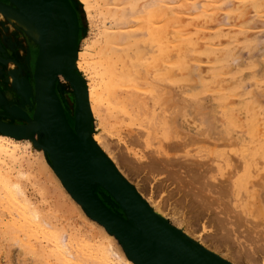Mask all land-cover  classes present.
Returning <instances> with one entry per match:
<instances>
[{
	"label": "rangeland",
	"instance_id": "rangeland-1",
	"mask_svg": "<svg viewBox=\"0 0 264 264\" xmlns=\"http://www.w3.org/2000/svg\"><path fill=\"white\" fill-rule=\"evenodd\" d=\"M71 1L76 4L79 15V25L81 27L79 31L78 49L75 52L77 56L79 55V51H82L84 57L88 59L89 62L91 60V62L94 63L101 55L108 57L112 56V58H114L119 54V56H116L113 60H115V62L118 61L119 64L121 63L119 66L120 70L125 71L126 69L125 72H129V74H132L134 71L132 74L134 76L138 75L142 77L146 75L145 77H147V79L145 78V80L155 82L152 84L157 88H159L157 85L158 80H155V77L162 73H171L173 76V78H170L172 80V82L170 81V86L171 89L173 88L171 92H173L176 105L178 104L179 106V113L177 112V116H175L176 119L174 120L175 132L172 137L173 139H171V141L162 142H158V139H153L150 140L149 145L145 142L144 138L139 139L140 143L138 142L139 140L135 138V141H127L129 145L128 150L124 144H117L114 141L113 150L115 152L113 151V154L115 153L114 156L116 155L115 158L118 161L120 169L126 174L128 179L140 189L144 197L152 198L154 202L160 201L161 205L163 204L162 210L171 224L183 230L185 229V232L196 238L198 242H200V245L203 244V246H201L206 250L210 252L214 250L220 258H225L226 260H223L230 264H264V153L261 154L264 151V147L262 148V146H264V139L261 140V138L264 137V0H236L238 3L235 5L236 7L233 6L234 11L228 13L229 15L226 14L227 9L225 8L227 0H216V4H218L216 6H219L220 3L221 5L217 8L215 7V11L217 10L216 13L218 14H216L217 16L212 12V15L216 16L215 18L211 16L210 12L208 14L204 11L205 7L202 8L207 5L205 4L207 0H191V4H193L194 8L197 6L202 8L204 11L202 13L201 9H194L197 10L196 12L192 9L189 11L184 8L183 4L185 0H171L173 3H168L169 0H166V5L163 3L164 6H162L166 7L164 8V13L176 18L179 22L181 31H183L181 32L182 34H178L177 31H170L168 36L172 43L170 46L166 44L160 45V42L158 43L157 39L152 37L147 28L143 32L144 27L142 28V23L138 21L141 18L140 14H146V12L148 13V11L152 9L149 7L154 0H113V2L112 0H107L112 3L111 6V3H109V6H105L102 2L103 0H99L97 4H95L97 6L94 5L95 8L92 11L93 15L91 14V17L95 18H91L92 20L86 17V12L80 0ZM115 2H119L118 6H115L117 5ZM209 3L210 2H208V4ZM102 6L108 9H106V13L105 7L102 8ZM97 7H99V11ZM257 7H260L259 11ZM145 8H147V10L143 12ZM135 10L136 13L134 12ZM138 10L139 12H137ZM124 11L127 13L129 11L128 14L130 15ZM116 12H119L117 13L119 15L118 19L122 18L124 16L123 14H127L121 20H118L120 22L123 21L120 23L122 27L124 26L122 29L123 32L121 31L122 27L120 25L118 26V30L122 33L125 32L121 36L122 39L124 38V40H127L121 43V39L119 43L117 42L119 45H115L114 42L118 39L117 35L114 42H112V46L110 44L111 42H107L105 46L96 44L95 39H97V37L101 39L100 36H103L98 35L101 30V23L103 24L105 22L107 26H112V23H115L114 21L116 18L114 19V16L117 15ZM199 13H206L208 18H204V21L201 18L206 15L203 14L200 16ZM120 14L123 16L120 17ZM126 17H128V19H125ZM105 19H107V21ZM124 22L126 24H124ZM184 35L188 38L186 42L179 38L184 37ZM128 36H130L131 39L128 38ZM15 37L16 35L12 31L9 29L4 30L0 24V120L2 121L12 120L13 114L15 113V106L23 107L30 115L34 113L35 108L33 75L38 50H29V53H26V55L22 47L17 44ZM189 39L193 41L188 43ZM179 40H182L185 44H183L182 47L179 46L180 48L178 47V49L176 47L180 43ZM90 46L91 48H89ZM115 47L117 48L115 49ZM209 47H211V50ZM99 49L101 51H98ZM185 49H191L192 55L191 52L188 51L190 54L187 53V57L185 55ZM106 51L110 55L105 53ZM112 52H114L115 55L114 53L112 54ZM182 53H184V55ZM12 57H15L19 63L13 65L11 62L16 61L10 59ZM17 69L19 72H17ZM163 69L165 70L162 71ZM77 70L79 74L87 80L88 74L86 75L84 71H80L78 68ZM56 90L68 118L74 125L75 120L71 109V100L69 99L72 95L70 84L66 80L58 79ZM189 99L191 102L188 101ZM247 111L252 112L247 113ZM138 116L139 115L135 113L134 116L132 115V118H136L135 123L137 124L140 123L141 120L139 118L140 116ZM143 116H141L142 119ZM133 120L135 119L131 121L126 120V123L128 121L127 124L123 122L125 124L122 126L123 129L121 128L123 132L127 129L129 130V126H137V124L134 125ZM252 122L253 124H251ZM97 123L98 121L95 120L94 126H99V123ZM128 124L130 125L128 126ZM124 126H126V130ZM251 126H253L252 129ZM255 127H260L259 130L257 129L258 133ZM132 128L137 129L138 127ZM1 133L2 132H0V134ZM257 134L258 136H256ZM247 135L250 136L251 141L248 140L249 138ZM241 137L243 138V142ZM14 138L18 139L17 137ZM21 139L22 141H27L26 139L28 138ZM113 139L116 138L114 137ZM256 141H258L259 147ZM245 142L246 144H243ZM30 143V145L26 146L25 152L27 155L24 154V157L30 160L32 167L30 168V172L33 173H31L32 176L29 177V181L31 182L28 181V183L26 180L28 175L24 177L25 179L23 178L27 183L24 184L25 188L27 187L28 189H25V193L28 194L29 191H34L36 187L38 188V193H40L38 196V193L36 194V189L34 191L35 193L30 192V198L32 199L31 203L33 204L32 207L36 206L35 208H39L38 203H40L41 207L39 209L42 210L43 215L45 214V220L48 223L51 221L50 224L54 226L60 234H65L64 236L67 235V238H71L74 242H80L81 239L86 237L88 240L91 239L89 241L93 247L99 248V243L102 240L105 241V239H101L96 233L94 236L93 231L95 230L92 229L95 228L91 226L88 220L83 221V215L81 216V213L78 211L73 212L74 210L71 212L66 208L65 204H72L70 203L72 202L71 199L75 198H73L70 192L67 191L68 189L66 190L65 188L66 194L69 195V197L65 196L63 199L59 195V185L52 175L53 172L55 173V170H53L54 168H52L50 162H48V164L52 168V173L44 168V171H42V167L39 168L40 163L37 161L42 160L40 159L41 154H39L36 145L34 146V142L32 143V141H30ZM236 144H238V147ZM193 145L197 152L198 150L205 151L209 159L211 156H214L215 158L213 157V161L210 159V162L207 161L209 164H205L202 167L196 166L195 163H193L192 156L194 155H190L196 152L195 149H192ZM129 148L131 152H129ZM253 148L255 151L252 150ZM189 149H191V151ZM246 149H250L253 154L247 155L245 163L241 158L240 152ZM155 150H161L164 155L162 153V155L157 154ZM234 150H236L235 153H233ZM137 151L139 155L141 154V159H137L139 155L134 156V152ZM210 151L212 154L209 153ZM187 152L189 153L187 154ZM229 153L234 157H229ZM179 154H183L184 157ZM209 154H211V156H209ZM257 154L259 157H257ZM220 156H223L224 159L227 157L232 158L233 161L231 160V164L237 161L233 164H237L238 167L241 165V169H238L239 175H243L249 168L251 172L249 178L253 179L252 182L247 178V181L240 187L239 191H237V193L233 192L230 182L226 180L227 177H223L226 175V170L229 169L228 172H231L233 164L232 166L224 163V165L221 164L224 162V159ZM222 159L223 161H220ZM258 160L261 161L258 162ZM238 161L241 163L239 162V164ZM217 164H220V166L218 167ZM26 166L28 167V165L25 164L23 170L26 169ZM255 167L256 171H254ZM47 173L50 175L47 176ZM24 175H26V172ZM220 177L223 178L221 179ZM32 182L34 185H32ZM32 186L34 188L33 190L31 188ZM41 188L43 193L42 190L39 191ZM95 191L99 193L101 198H103L101 194L102 191L106 192V190L99 185L95 186ZM4 195L5 194H0V197L2 196L0 201L1 199H3L4 202L6 201ZM41 196L42 198L39 199ZM36 200H38V202ZM104 200L107 205L110 204L109 200ZM112 200L115 202L113 198ZM3 201L0 202V264H57L55 258H45L40 249H33L26 244L28 240L27 236L22 231H17L16 227L18 225H11L13 224V218L8 213ZM74 201L76 202V199ZM47 203H50L52 207ZM79 205L81 204L79 203ZM57 206L59 209H62V211L58 210ZM45 208L47 209L45 210ZM55 209L57 211H55ZM83 212L87 218L90 219L91 216L84 208ZM58 213H61V216L63 214L65 215L61 217ZM178 215L183 218L180 222ZM61 219L62 221H60ZM58 221L62 224L64 223L65 228L61 223H58ZM87 223L90 228H88V225L86 227L85 224ZM204 226L207 227L204 229ZM89 230L92 235H90ZM224 231L226 233L228 232V234H225ZM181 232L184 233V231ZM79 236L81 237L80 239ZM76 248L81 249L83 245L77 244ZM30 253H34V255ZM37 257L39 259H37Z\"/></svg>",
	"mask_w": 264,
	"mask_h": 264
},
{
	"label": "bare ground",
	"instance_id": "bare-ground-1",
	"mask_svg": "<svg viewBox=\"0 0 264 264\" xmlns=\"http://www.w3.org/2000/svg\"><path fill=\"white\" fill-rule=\"evenodd\" d=\"M80 1L83 4V7H84L83 9L85 10L86 15H87L86 17L91 19L92 18L91 17L92 11L95 8V6H97L95 4H97V1H99V0H80ZM106 1L107 0H103L102 2L104 3L105 6H107V5L109 6V3H111V2L110 1L106 2ZM165 1L166 0H154V1H152L154 4L153 3L152 4L148 3V4L151 5L149 8H152V9L149 10L148 13L146 12L147 8H145L144 11L142 10L143 12H146V14L141 12V13H143L142 15L140 14L142 20L140 18L138 21H140L142 23L141 27L142 28L144 27L143 28V32L147 28V30L150 32L152 37L157 39L158 43L160 42V45H163V44L165 45L166 44L167 46H170V44L172 45L171 40L168 38L170 31H177L178 34H182L181 32H183V31H181V29L179 27V22L177 21L176 18H174L173 16L168 15L167 13H164V8H166V7H162V6H164V4L166 5L167 2L165 3ZM238 1H236V0H227V4L225 5V8L227 9V13L226 14L231 13V12L234 11L233 10V6H235L238 3ZM241 1H244V0H241ZM112 2H113V0H112ZM169 2L173 3V1H171V0H169L168 3ZM208 2H210V3L208 4ZM115 3L117 5H115V4H113V5L118 6L119 2H115ZM172 3H170V4H172ZM191 3H192L191 0H185V3L183 4V7L186 8L187 10H189V11L191 9L192 10H194V9H197V10L201 9L202 10V8L205 7L204 11L206 13H208V14L210 12L211 16L214 17V18L218 15L216 13L217 10L215 11V7L217 8V7H219L221 5V3H220L219 6H216V5H218V4H216V0H210V1L207 0V3H205V4H207L206 6H203L202 8H199L197 6V7L194 8L193 4H191ZM224 3H226V2H224ZM201 4H203V3H201ZM111 5H112V3L110 4V6ZM256 6H258V5H256ZM99 7H97V9ZM104 7L102 6V8H104ZM122 7H124V6H122ZM173 7H175V6H173ZM260 7H257L258 11H259ZM108 8H110V7H108ZM104 9H105V13H106V11L108 9L106 7ZM162 9H163V11H162ZM261 9H262V7H261ZM140 10H141V8H140ZM170 10H172V9H170ZM197 10H194V11L197 12ZM98 11H99V9H98ZM204 11L202 10L201 13L204 12ZM134 12L136 13V10ZM134 12H132V13H134ZM137 12H139V10ZM212 12H214L215 15L216 14L217 15L213 16ZM117 13H119V12H116V14ZM125 13H127V12H125ZM128 13H129V11H128ZM206 13H203L206 16L202 17L201 19L204 20V18H206V17L208 18ZM127 14H123V15L126 16ZM203 14H200V16L203 15ZM123 15L120 14V17H122ZM128 15H130V14H128ZM118 16H119L118 14L114 16V19L115 18L116 19L114 21L115 23H112L113 24L112 26H107L105 24V22L103 24L101 23L102 26L100 27L101 30L99 31L98 35L99 36L103 35L102 36L103 38L101 36H100L101 39H99L97 37V39H95L96 40V44H100L101 46H105L107 44V42H111L110 44L112 46L113 45L112 42H114V40L116 39L115 37H117V35H118V39L114 42V44L116 45L117 42L119 43L121 41V39H122L121 35L124 34L125 32L122 33L123 32L122 29L124 28V26L122 27L120 25V23L123 22V21L120 22L118 20H121L124 16L122 18H120V19H118L119 18ZM112 17H113V14H112ZM94 18H92V19H94ZM125 19H128V17H126ZM105 20L107 21V19H105ZM125 22H126V20H125ZM125 22H124V24H126ZM0 24L2 25V28L4 30H8L9 29L10 31H12L16 35V37H15L16 42L25 51V54L29 53V50H35V49L38 50V52H39V50L41 48V43H42V33H41V30H40V26H39V24L37 22V19L34 16L32 10L27 6V4L25 3L24 0H0ZM119 25L122 27L121 28L122 32L120 31L121 34H120L119 30H118V26ZM219 25H221V24H219ZM97 29H98V27H97ZM117 30H118V33H117ZM137 30H139V29H137ZM145 33H146V31H145ZM119 36H121V37H119ZM128 38L131 39L130 36H128ZM179 38L183 39V41H185V42H186V39H188L187 37H185V35H184V37H179ZM125 40H127V39H125ZM125 40L123 38L121 43L124 42ZM179 41H180V43L178 44V46L176 48H178L179 46L182 47V45L185 44V42H182V40H179ZM189 41H188V43H191V41H193V40L189 39ZM78 44H79V39H78V42H77V47H78ZM94 44H95V42H94ZM110 44H108V45H110ZM117 45H119V44H117ZM77 47H76V50L78 49ZM89 48H91V46ZM116 48L117 47H115V49ZM185 48H186V46H185ZM209 49L211 50V47H209ZM180 50H182V49H180ZM190 50L187 49L186 53L184 51L183 52L186 55L187 53H189L188 51H190ZM98 51H101V50L99 49ZM190 52H191V55H192V51H190ZM105 53H107V51ZM113 53L114 52H112V54ZM184 53H182V54L184 55ZM104 55H106V54H104ZM108 55H110V54H108ZM114 55H115V53H114ZM116 56H119V54L116 55ZM71 57H72L73 68L78 73V75L81 77L82 82H83V84L85 86V89H86L87 106H88V109H89L90 114H91L90 136H91L92 141L97 145V147H99V149L103 152V154L110 160L111 164L123 176V178L126 181H128L138 191V193L145 200V202L147 203V206L149 207L151 212L155 215V217H157L160 221L169 222L167 216L164 214V212L162 210L163 204L161 205L160 201L154 202L153 199L149 198L148 196H147L148 198L144 197V195L140 191V189L137 186H135L128 179L126 174L120 169V167L118 166V161L115 158L116 155L114 156L115 153L113 154V151H114L113 150V142L115 141L117 144H119V143L124 144L127 147V150H128V146H129L128 143H127L128 140L129 141H135L136 139L139 140L140 138H142V139L144 138L145 142L150 145L149 142H150V140H153V139H158V142L171 141V139H173L172 137L174 136V132H175V129H174L175 122H174V120L176 119L175 116H177V112L179 113V106H178V104L176 105V100H174L173 92H171L172 89H173V88L171 89V86H170V81L172 82V80L170 78L171 77L173 78L172 74L171 73H162V74H160L158 76L153 74L154 76H157L154 79L159 81V82L157 81V85L159 86V88H157V87L153 86V84H152V83H155V82H151V80L150 81L149 80H145V78L147 79V77H145L146 75L142 76V77L138 76V75L134 76V75H132L134 73L133 70H130V71H133V73L130 72L132 74H129V72H125L126 69H125V71L124 70H120L119 66L121 65V63L119 64L118 61L115 62V60H113L115 57L112 58V56L108 57V56H102L101 55V56L98 57L99 59H97V61H95L94 63H92L91 60L89 62V60L84 57L82 51H79V55L78 56L75 53L73 55L71 54ZM14 60L16 62H11L13 65H16L15 63H19L16 59H14ZM206 67H204V68H206ZM16 68H19V67H16ZM77 68L80 71H84V73H86V75L88 74L87 75L88 77L86 76L87 80H85V78H83L79 74ZM164 70L165 69H163L162 71H164ZM204 71H205V69H204ZM204 71H202V72H204ZM17 72H19L18 69H17ZM194 74H195V72H194ZM58 79L59 80L60 79L66 80L62 74H59ZM66 81L70 84V86L72 88V93H71L72 95H71V98H69V99L71 100V109L73 111V116H74V120H75L76 107H77L76 95H75L74 89H73L70 81H68V80H66ZM34 92H35V79H34ZM188 101L191 102L190 99ZM82 107L85 108V104H82V106L79 107V112L83 115ZM252 110H253V108H252ZM14 112L15 113L13 114L14 116H13L12 120H5V121L0 120V132H2L0 134V194L1 195L5 194L4 196L6 198V201L4 202L3 199H1V201H3L5 203V207H6L7 211H8V213L13 218V224H11V225H15V226L18 225L16 227L17 231L18 230L22 231L27 236L28 240H27L26 244L28 246H30L31 248H33V249H40L42 254L45 256V258L46 257L55 258L56 261H57V264H90V263H92V264H94V263H102V264H138L135 261V259L132 257L130 252L125 248L123 243L119 240V238L117 237V235L113 231H111L105 224H103L102 222L98 221L97 219L91 218V217H90V219L87 218V216L83 212V207L81 205H79L77 200H76V202H77L76 203L74 201L75 199H71L72 202H70V203H72V204H68L67 203V204H65V206L71 212L74 210L73 212H77L78 211L79 213H81L80 215L81 216L83 215V218H82L83 221H87L88 220L91 223V226L93 228H95V229H92V230L96 231V232L93 231L94 232V236L97 234L98 236L101 237V239H105V241L102 240L99 243V245H98L99 248L93 247V245L89 241L91 239L88 240L86 237L83 238V236H82L83 239H81L80 242H74V240H72L71 238H67V235L64 236L65 234L64 235L60 234V232L54 226H52L50 224L51 221H50V223H48L45 220V217H44L45 214L43 215L42 210L39 209L41 207L40 203H38L39 208H35L36 206L32 207L33 204L31 203L32 199L30 198V192L35 193L34 191L36 189V194H37L38 193V188L36 187L34 189L33 186H32L31 188H32V190L34 189V191H29V193H28L29 196H28V194L25 193V189H27V187L25 188L24 184L26 183V180H27V182L29 181V177L32 176L31 173H33V172H30V168H32L30 160L28 158L24 157V154H26V152H25L26 151V146L31 144L30 141H32V143L34 142V146L36 145L37 150H39V154H41V157H42V158L40 157V159H42L41 161H37L38 163H40L39 164V168L42 167L41 169L44 168L48 172L52 173L53 172L52 171L53 167L51 168L49 166V164H48L49 161H46V160H48L47 158H49L48 146L50 144V140H49V135H48L47 131L44 128L41 127L40 120L38 119V117L36 115H34V113L32 115H30L27 110H25L23 107H19V106H15L14 107ZM248 112L249 111H247V113ZM250 112H252V111H250ZM134 113L138 114L140 116V117L138 116L141 119L140 123H138V124L135 123L136 118L135 117L132 118V115L134 116ZM66 115H67V113H66ZM141 116H143V119L141 118ZM240 116H241V114H240ZM67 118H68V116H67ZM132 119H135V120H133L134 121L133 123H134V125L137 124V126H129L130 124H128V126L130 127L129 130L128 129L126 130V128H125L126 126H124V129L126 131L123 132L122 126H123L124 123H126L125 121L126 120H130L131 121ZM224 119H225V117H224ZM95 120H97L98 123H99V126L96 125L97 127L94 126ZM127 123H128V121H127ZM129 123H131V122H129ZM231 124H233V123H231ZM251 124H253V122ZM235 126H236V124H235ZM256 126H258V125H256ZM132 127H138V128L137 129H135V128L133 129ZM252 128H253V126H251V129ZM255 128H256V131L258 133V130L260 129V127L259 128L255 127ZM177 136H178V134H177ZM256 136H258V134ZM14 137H17L18 139L14 138ZM114 137L116 139H113ZM21 138H25V139L28 138V139H26L27 141H22ZM248 138H249L248 140H250V136H248ZM245 139H247V138H245ZM263 139H264V137L261 138V140H263ZM138 142L140 143V140ZM242 142H243V138H242ZM257 142L258 141H256V143ZM259 143L262 144L261 142H259ZM243 144H246V142L243 143ZM236 145L238 147V144H236ZM258 145L259 144L257 143V146ZM263 147L264 146H262V148ZM245 148H247V147H245ZM192 149H195L194 145H193ZM250 149L249 150L246 149V150H243V151L240 152L241 158H242V160L244 162H245V158L247 157L248 154L249 155L253 154V152ZM189 150L191 151V149H189ZM252 150L255 151L254 148ZM155 151L157 152V154H161L162 153L161 150H155ZM235 151L236 150H234L233 153H235ZM129 152H131L130 148H129ZM188 153L189 152H187V154ZM209 153H211V151ZM221 153H225V152H221ZM226 153H227V151H226ZM263 153H264V151L261 154H263ZM47 154H48V157H47ZM211 154H209V156H211ZM258 154H259V152H258ZM138 155H139L138 151L134 152V156H138ZM174 155H175V153H174ZM181 155H182V157H184L183 154H181ZM190 155H194V156H192L193 157V163H195V165L199 166V167H202L205 164H209V162L211 160L213 161V157H214V156L213 157L211 156V158H210L211 160H210L209 157H207L206 152L203 151V150H198V152L196 150L195 154H190ZM44 156L46 157V159H45ZM263 156H264V154H263ZM139 157H137V159H141L142 158L141 154L139 155ZM169 157H170V155H169ZM220 157L223 158V156H220ZM224 157H225V154H224ZM229 157H234V156H231L230 153H229ZM229 157H227L226 159L223 158L224 162H222L221 164L224 163L226 165H231L232 166L233 163L237 162V161L236 162L234 161L231 164V160L233 161V159L229 158ZM257 157H259V155ZM167 158H168V155H167ZM135 159H136V157H135ZM216 159L219 160L218 158H216ZM223 159L220 160V161H223ZM257 159H259V158H257ZM246 160H248V159H246ZM50 161H51V159H50ZM207 161H209V162H207ZM259 161H261V160H258V162ZM239 162L240 161H238V163ZM211 163H210V165H211ZM25 164H27L28 167H29L28 168L26 166V169L27 168L29 169V173H28V169L27 170L26 169L23 170V167L25 166ZM32 164H34V163H32ZM40 165H42V166H40ZM235 165L233 164V166H232L233 171L231 169V172L229 173L228 172L229 169L226 170L227 171V172H225L226 175L223 176V177L224 178L227 177L226 180H228L230 182L232 191L237 193V191H239L240 187L245 184V182L247 181V178H249L251 176L250 175L251 172L249 171L250 169L248 168L243 175H239L238 174V169H241V167H240L241 165L239 167L237 166V164H235ZM219 166H220V164L218 165V167ZM245 166H246V164H245ZM233 167L235 168V170H234ZM256 167H255L254 171H256ZM223 168H224V166H223ZM223 168H222V170H223ZM44 169L42 171H44ZM220 170H221V168H220ZM218 171H219V169H218ZM254 171H252V172H254ZM25 172H26V175H24ZM227 173H229V174H227ZM27 175H28V177L26 178V180H24L25 179L24 177H26ZM48 175H50V174L47 173V176ZM52 175H53V178L56 181V183L59 185V189H58V191H60L59 195L63 199H64L65 196L69 197V195H67L66 191H65V189L67 190V187L63 184V182H62L61 178L59 177V175L56 172L55 173L53 172ZM91 178L92 177H90L89 180H91ZM41 180H43V179H41ZM249 180H251V182H252L253 179L249 178ZM29 182H31V181H29ZM214 182H216V181H214ZM249 184H251V183H249ZM32 185H34V183ZM30 186H31V183H30ZM63 186H65V187H63ZM248 188H249V186H248ZM41 190H42V188L39 191H41ZM246 192H247V190H246ZM42 193H43V190H42ZM256 193H257V191H256ZM39 194L40 193H38V196H39ZM251 194H252V192H251ZM40 198H42V196L39 197V199ZM43 198H44V196H43ZM34 199H35V196H34ZM38 200H36V201L38 202ZM112 202H113V200H112ZM44 206H45V203H44ZM51 207H52V205H51ZM47 208H48V206H47ZM47 208H45V210ZM54 208H56V207H54ZM110 208H113V211L117 215H119L121 218L126 220L129 224H131V222L128 219L127 214L125 212H123L121 207L117 208L116 206L115 207L111 206ZM249 208H251V207H249ZM57 209L62 211V209H59V207ZM55 211H57V210L55 209ZM259 211H260V209H259ZM226 213H228V212H226ZM60 214L58 213V215H60ZM207 214H208V212H207ZM256 214H257V212H256ZM63 215H65V214H63ZM226 217H228V216H226ZM257 217H260V216H257ZM178 219H179V222H180V221H182L183 218L178 215ZM60 221H62V219ZM60 221H58V223H61ZM4 222H5V220H4ZM67 223L69 224L68 221H67ZM230 223H232V222H230ZM168 224H170L176 230L184 231L185 234L183 233V235L193 245L203 249L204 251L208 252L209 254L213 255L214 257L219 258L217 252H215L214 250H212L211 252L206 250L204 247H202L203 244H201L202 245L201 246L200 242H198V240L196 238L192 237V235H190V234L188 235V233L185 232V229L183 230L180 227L174 226L173 224H171V222H169ZM62 225L65 228L64 223ZM72 225H73V223H72ZM85 225H86V227L88 225V228H90L88 223L85 224ZM75 226H77V225H75ZM206 227L204 226V229ZM3 228H5V227H3ZM24 228H26V229H24ZM84 230H82V231H84ZM89 232H90V230H89ZM224 233L228 234V232L226 233L225 231H224ZM84 235H86V234H84ZM90 235H92L91 232H90ZM91 237H89V238H91ZM80 238L81 237L79 236V239ZM232 238H233V236H232ZM75 240L79 241L78 239H75ZM246 242H245V244H246ZM77 244L83 245V248H81L82 250L76 248ZM30 254H32V253H30ZM32 255H34V253ZM36 256H37V254H36ZM37 259H39V258L37 257ZM111 259H112V261H111ZM221 259H225V258H221ZM147 260L149 261V260H151V258H148ZM44 261H45V259H44ZM40 263H42V262H40Z\"/></svg>",
	"mask_w": 264,
	"mask_h": 264
},
{
	"label": "water",
	"instance_id": "water-1",
	"mask_svg": "<svg viewBox=\"0 0 264 264\" xmlns=\"http://www.w3.org/2000/svg\"><path fill=\"white\" fill-rule=\"evenodd\" d=\"M24 1L42 33L34 70V115L49 135L48 160L70 194L92 218L117 235L138 264H230L196 247L180 230L155 217L138 191L92 141L86 89L71 57L81 28L76 4L71 0ZM59 74L70 81L76 95L73 126L56 90ZM82 104L83 115L79 112ZM96 185L106 190L101 193L103 198L95 191ZM104 199L110 201L109 206ZM111 206L121 207L131 224Z\"/></svg>",
	"mask_w": 264,
	"mask_h": 264
},
{
	"label": "trees",
	"instance_id": "trees-1",
	"mask_svg": "<svg viewBox=\"0 0 264 264\" xmlns=\"http://www.w3.org/2000/svg\"><path fill=\"white\" fill-rule=\"evenodd\" d=\"M68 121H69V123L73 126V124L71 123V120L68 118Z\"/></svg>",
	"mask_w": 264,
	"mask_h": 264
},
{
	"label": "flooded vegetation",
	"instance_id": "flooded-vegetation-1",
	"mask_svg": "<svg viewBox=\"0 0 264 264\" xmlns=\"http://www.w3.org/2000/svg\"><path fill=\"white\" fill-rule=\"evenodd\" d=\"M10 59H16L15 57H12V58H10Z\"/></svg>",
	"mask_w": 264,
	"mask_h": 264
}]
</instances>
